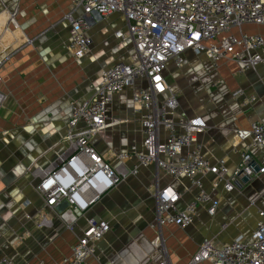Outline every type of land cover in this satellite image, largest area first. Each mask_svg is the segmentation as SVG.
Segmentation results:
<instances>
[{"label": "crops", "instance_id": "0c3cea01", "mask_svg": "<svg viewBox=\"0 0 264 264\" xmlns=\"http://www.w3.org/2000/svg\"><path fill=\"white\" fill-rule=\"evenodd\" d=\"M6 2L0 0V50L8 55L1 71L7 100L0 110V258L17 264H37L40 259L60 262L70 256L89 218L105 219L112 229L88 264H154L165 256L173 264H188L204 238L222 245L251 234L258 210L264 208L263 173L243 179L229 192L223 183L214 186L215 175L199 174L196 178L203 181L218 210L211 216L206 206L200 207L187 229L164 226L163 246L153 240L156 230L151 227L156 218V188L172 183L181 193L180 206L192 200L198 189L192 179L173 180L155 166L142 168L138 176L104 195L72 228L64 224L59 210H46L35 190L36 170L49 166L68 147L72 104L93 95L102 70L119 60L132 62L136 53L131 39L115 36L119 29L126 31L119 13L89 30L91 49L77 59L67 48L70 27L64 20L72 0ZM248 27L264 34V27ZM165 76L170 91L178 96L180 111L206 122L207 128L199 134L206 158H223L232 171L241 153L249 151L264 167V150L250 148L248 141L235 137L237 129L264 122L263 63L241 71L237 62L223 60L216 66L204 54L188 51L184 66L170 63ZM237 90L243 93L234 95ZM131 92L114 97L108 126L91 139L113 165L116 153L128 149L133 140H142L141 118L134 112ZM43 216L48 225H40ZM224 223L227 227L222 230ZM125 248L128 252L119 255Z\"/></svg>", "mask_w": 264, "mask_h": 264}, {"label": "built area", "instance_id": "2783aa9c", "mask_svg": "<svg viewBox=\"0 0 264 264\" xmlns=\"http://www.w3.org/2000/svg\"><path fill=\"white\" fill-rule=\"evenodd\" d=\"M113 13L124 16V30L115 36L131 39L136 58L119 60L102 70L93 95L73 103L67 122L68 147L46 168L36 170L35 190L45 209L59 210V217L72 228L101 198L126 181L138 176L142 168L157 167L173 180L192 179L198 192L180 206L181 193L172 183L158 186L154 241L163 246L161 229L176 224L191 227L200 207L214 216L218 203L205 189L199 174H213L214 186L223 183L233 191L264 174L249 151L242 152L234 170L220 158L211 161L203 153L199 134L207 128L197 116L180 111L177 94L170 91L165 76L170 63L180 68L188 51L204 54L216 66L223 60L241 64V71L264 64V34L245 30V26L264 27V0H72L64 20L69 24L67 48L82 59L93 40L89 30ZM8 55L0 50V110L7 95L2 91L1 71ZM131 90L135 113L142 123V140H133L129 148L115 154L113 165L92 144L94 135L108 126L114 97ZM237 90L234 95L242 94ZM252 100L255 97L252 96ZM238 141H248L250 148L264 150V122L237 129ZM50 222L43 216L40 225ZM227 224L221 225L225 230ZM105 219L89 218L82 235L71 246V254L62 261L37 264H88L97 256V245L111 231ZM264 264V208L258 210L255 228L249 236L238 235L219 245L214 238H204L188 264ZM0 264H17L7 257ZM154 264H173L167 256Z\"/></svg>", "mask_w": 264, "mask_h": 264}, {"label": "rangeland", "instance_id": "374dc122", "mask_svg": "<svg viewBox=\"0 0 264 264\" xmlns=\"http://www.w3.org/2000/svg\"><path fill=\"white\" fill-rule=\"evenodd\" d=\"M6 1H7V0H4V2H6ZM6 3H7V2H6ZM7 7H10V6L7 5ZM3 12H4V11H2L1 13H3ZM5 12H7V11H5ZM12 20H13V19H12ZM8 25H9V24H8ZM7 27H8V26H7ZM254 27H255V26H254ZM248 28H249L248 26H245L244 29H245V30H248ZM6 30H7V29H6ZM249 31H250V30H249ZM250 32H252V31H250ZM155 209H156V208H155ZM19 241H20V240H19ZM22 241H23V240H22ZM125 249H126V248H125ZM125 252H128V250H127V249H126V250H123L122 252L119 253V255H120L121 253H124V254H125ZM131 252H132V251H131ZM123 258H124V257H123ZM124 259H125V258H124ZM112 262L114 263L115 261L113 260V261H111V263H112ZM137 264H139V263H137Z\"/></svg>", "mask_w": 264, "mask_h": 264}, {"label": "water", "instance_id": "95a60500", "mask_svg": "<svg viewBox=\"0 0 264 264\" xmlns=\"http://www.w3.org/2000/svg\"><path fill=\"white\" fill-rule=\"evenodd\" d=\"M245 180H247V178H245Z\"/></svg>", "mask_w": 264, "mask_h": 264}]
</instances>
